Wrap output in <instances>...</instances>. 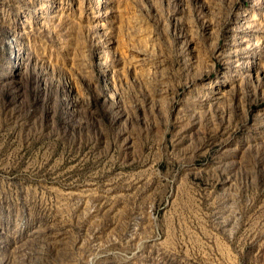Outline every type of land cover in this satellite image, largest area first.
Masks as SVG:
<instances>
[{"label":"rangeland","instance_id":"374dc122","mask_svg":"<svg viewBox=\"0 0 264 264\" xmlns=\"http://www.w3.org/2000/svg\"><path fill=\"white\" fill-rule=\"evenodd\" d=\"M0 264H264V0H0Z\"/></svg>","mask_w":264,"mask_h":264}]
</instances>
